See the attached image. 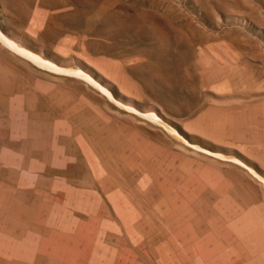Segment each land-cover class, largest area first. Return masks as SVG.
Wrapping results in <instances>:
<instances>
[{"label": "rangeland", "instance_id": "obj_1", "mask_svg": "<svg viewBox=\"0 0 264 264\" xmlns=\"http://www.w3.org/2000/svg\"><path fill=\"white\" fill-rule=\"evenodd\" d=\"M0 29L62 68L0 41V264H264V0H0Z\"/></svg>", "mask_w": 264, "mask_h": 264}, {"label": "bare ground", "instance_id": "obj_2", "mask_svg": "<svg viewBox=\"0 0 264 264\" xmlns=\"http://www.w3.org/2000/svg\"><path fill=\"white\" fill-rule=\"evenodd\" d=\"M0 41L5 44L8 48H10L11 50L25 56L26 58L30 59L31 61H33L34 63L41 65L43 67H47V68H51V69H57V70H62V68L60 69L57 65H55L56 63L51 62L50 60H47L45 58H43L42 56L30 51V49L28 50L27 48L23 47L20 43L16 42L15 40L11 39L10 37H8L6 34H4L2 32V30L0 29ZM70 71V70H69ZM72 72V70H71ZM82 72V71H81ZM81 72H77L75 71L74 73L76 74H82ZM85 73V72H84ZM76 74V75H77ZM87 74V73H86ZM90 76V75H89ZM88 75H85V78L87 77L89 80H92L91 77H89ZM84 77V76H83ZM93 81V80H92ZM98 83V82H97ZM103 87V86H102ZM105 88V87H104ZM109 93H111L110 91H108ZM151 117V116H150ZM155 117V116H154ZM153 117V118H154ZM157 117V116H156Z\"/></svg>", "mask_w": 264, "mask_h": 264}]
</instances>
